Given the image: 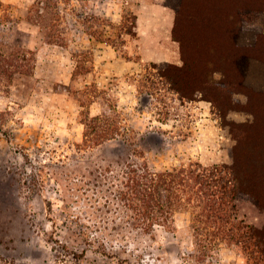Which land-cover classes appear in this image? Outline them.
Wrapping results in <instances>:
<instances>
[{"label":"rangeland","instance_id":"1","mask_svg":"<svg viewBox=\"0 0 264 264\" xmlns=\"http://www.w3.org/2000/svg\"><path fill=\"white\" fill-rule=\"evenodd\" d=\"M180 2L0 0V264H249L220 242L201 258L188 207L145 230L118 198L128 163L231 165L237 135L264 129L245 92L225 112L200 93L180 99L152 68L182 64L171 34ZM259 16H241L252 39ZM211 26L230 49L234 34ZM249 62L258 85L264 62ZM98 114L120 127L99 144L84 137ZM235 204L264 228V207L245 195Z\"/></svg>","mask_w":264,"mask_h":264},{"label":"trees","instance_id":"2","mask_svg":"<svg viewBox=\"0 0 264 264\" xmlns=\"http://www.w3.org/2000/svg\"><path fill=\"white\" fill-rule=\"evenodd\" d=\"M255 11L264 14V0H181L171 34L179 42L182 64L154 63L152 68L180 99H194L200 93L226 112L238 108V103L231 101L232 95L242 91L248 98L243 107L264 114V79L258 85L249 83L254 81L249 59L264 62V17L259 16L262 25H251L253 39L245 34L241 17L244 12ZM213 23L225 35H235L230 49L218 41L214 25L210 27ZM242 58L248 61L247 67L236 62ZM216 70H222L223 79L213 77ZM85 126V139L97 144L116 137L120 128L117 119L105 114L88 117ZM245 134L236 137L231 165L191 162L154 171L147 164L128 163L118 198L145 230L155 225L168 228L177 208L191 209L201 258L220 242L244 252L249 264L263 262L264 228L240 219L235 204L237 196L245 195L264 207V129L258 133L247 130Z\"/></svg>","mask_w":264,"mask_h":264},{"label":"crops","instance_id":"3","mask_svg":"<svg viewBox=\"0 0 264 264\" xmlns=\"http://www.w3.org/2000/svg\"><path fill=\"white\" fill-rule=\"evenodd\" d=\"M140 54H141V53H140ZM129 62H130V61H129ZM128 66H129V65H128ZM127 70H129L128 67H127Z\"/></svg>","mask_w":264,"mask_h":264}]
</instances>
